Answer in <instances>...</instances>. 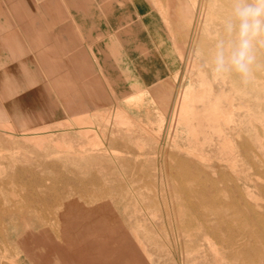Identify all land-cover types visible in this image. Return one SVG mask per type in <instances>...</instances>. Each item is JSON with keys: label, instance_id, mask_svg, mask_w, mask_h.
Instances as JSON below:
<instances>
[{"label": "rangeland", "instance_id": "obj_1", "mask_svg": "<svg viewBox=\"0 0 264 264\" xmlns=\"http://www.w3.org/2000/svg\"><path fill=\"white\" fill-rule=\"evenodd\" d=\"M45 1L8 2L24 16L19 28L46 26L69 56L64 72L13 91L19 104L5 108L37 114L0 119V264H264V45L254 41L245 83L228 62L236 0ZM134 16L174 60L146 87L116 43L136 37ZM22 35L25 48L13 34L9 51L56 53Z\"/></svg>", "mask_w": 264, "mask_h": 264}, {"label": "bare ground", "instance_id": "obj_2", "mask_svg": "<svg viewBox=\"0 0 264 264\" xmlns=\"http://www.w3.org/2000/svg\"><path fill=\"white\" fill-rule=\"evenodd\" d=\"M132 1V0H131ZM8 2H14V0H0V9L2 11H0L3 15V17L0 19V119H3L5 120L6 122H9L11 123L10 121H15L17 120L18 117H20L22 114H29V115H32V114H37V113H33V112H30V111H22V110H19V109H15V110H5L6 106H10L11 104L12 105H15L17 106L19 103H17L16 101H11L10 97L12 96L11 94L14 93L13 91L15 90H18L20 89V87H26L27 86H31V88L33 89H37L38 88V84H37V81L39 80L40 81V77H34L32 78V74H33V68L29 69V67L27 66V64H31L33 66H35V69L34 71L36 73H39V68L41 69V71L44 70V65H45V62L43 61L44 58H45V55H38V56H34L32 57L31 54H29L28 52L24 51L25 49V44H26V41L28 40L26 37H22L23 35V28L20 27V19H22L24 16L22 15L20 9L17 7L15 8L14 6H10L8 5ZM195 2V1H194ZM6 4V5H5ZM232 6V5H231ZM47 5L45 6V8L47 9ZM170 9V8H169ZM187 9V8H186ZM184 17V16H183ZM201 17V16H200ZM169 25V24H168ZM70 26L68 25H65L63 27L64 30L68 29ZM16 28H19V30H17ZM40 33H39V38L37 40V43L40 42L44 45L47 46V48H50L51 50H54L56 51V47L55 45L56 44H59L61 41H60V38L56 37V38H50L46 35L47 33V27L46 26H40ZM188 33V32H187ZM13 34H16L18 36H21L19 38V43L23 42V46L24 48H22L23 52L18 55H16L13 51H9V49H13L15 48V43L17 40H15L13 38ZM196 37V36H195ZM192 38H194L192 36ZM195 40V39H193ZM160 45V44H159ZM10 46V47H9ZM93 48V47H91ZM21 49V47H20ZM188 50V49H187ZM2 51V52H1ZM189 51V50H188ZM5 52V53H4ZM185 53V52H184ZM189 53V52H188ZM145 54V53H144ZM3 55V56H2ZM122 55V54H121ZM189 55V54H188ZM69 56V55H68ZM65 56H63V58L59 57L58 59V62H55L53 63L54 65L56 66H60L61 63H62V60L64 59ZM100 59V58H99ZM263 57H260L259 60H262ZM29 60V61H28ZM186 60V59H185ZM186 62V61H185ZM190 62V61H189ZM34 64V65H33ZM95 69V67L93 68ZM88 73V72H87ZM63 74V73H61ZM60 74V75H61ZM20 75V77H19ZM239 76V75H238ZM21 85V86H20ZM60 86V85H59ZM94 89V88H93ZM235 92H238L236 89H235ZM240 92V91H239ZM238 92V93H239ZM182 95V94H181ZM187 95V94H186ZM238 95V94H236ZM123 96V95H122ZM192 98V96H191ZM192 100V99H191ZM232 100V99H231ZM112 101V100H111ZM233 103V102H231ZM232 106V105H231ZM218 107V106H217ZM233 107V106H232ZM124 109V108H123ZM122 109V110H123ZM235 109V108H234ZM167 110V109H166ZM250 110V109H249ZM224 111V110H223ZM120 112V116H124L125 114L122 113L121 111H118V113ZM126 113V111H124ZM217 112V111H216ZM92 113V112H91ZM117 113V112H116ZM249 113V112H248ZM88 114V113H87ZM93 114V113H92ZM102 114V113H101ZM124 114V115H123ZM127 114V113H126ZM229 114V113H228ZM89 115V114H88ZM103 115V114H102ZM119 115V114H118ZM117 115V116H118ZM227 115V114H226ZM230 115V114H229ZM227 115V116H229ZM93 116V115H92ZM126 116V115H125ZM91 117V116H90ZM216 117V116H215ZM122 118V117H121ZM120 118V120H121ZM93 119V117L91 118ZM207 119V118H206ZM89 120V119H87ZM227 120V119H225ZM255 120V119H254ZM51 121V120H50ZM68 121V120H67ZM71 121V120H70ZM90 122L92 120H89ZM129 121V120H128ZM59 122V121H57ZM66 122V121H65ZM72 122V121H71ZM82 122V121H81ZM94 122V121H93ZM227 122V121H226ZM84 123V122H83ZM82 123V125H83ZM89 123V122H88ZM36 124V123H35ZM61 124V123H60ZM76 124V122H75ZM79 124V123H78ZM93 124V123H91ZM108 124V123H107ZM254 124V123H253ZM39 125V124H38ZM44 125V124H43ZM43 125L42 127H39V128H43ZM71 125V123H70ZM95 125V124H94ZM17 126V125H16ZM40 126V125H39ZM44 125V128H47L48 126ZM60 126V125H59ZM72 126V125H71ZM78 126V125H77ZM77 126H76V129H77ZM80 126V125H79ZM74 127V126H73ZM81 127V126H80ZM80 127H78L80 129ZM95 127H97L95 125ZM168 127V126H167ZM2 128V126H1ZM37 128V127H36ZM49 128V127H48ZM75 128V127H74ZM90 128V127H89ZM5 130L7 131H13V130H17V128H11V127H6L4 128ZM3 129V130H4ZM31 129V128H30ZM197 129V128H196ZM34 130V128H33ZM43 130V129H42ZM77 131V130H76ZM78 131H81V130H78ZM5 131H3L4 133ZM28 132V131H27ZM33 132V131H32ZM47 134L50 132V129H49V132L48 130L46 131ZM55 132V131H54ZM84 135V131L82 130L81 131ZM7 134V133H5ZM26 134V133H24ZM21 135V136H24ZM53 133L51 134H48L49 137L52 135ZM19 137V136H18ZM28 137V136H27ZM26 137V138H27ZM46 137V136H45ZM85 137V135H84ZM98 137V136H97ZM229 137V136H228ZM227 137V138H228ZM13 138V136H12ZM25 138V136H24ZM41 138V137H40ZM30 138L27 139H24L27 141H29ZM13 140V139H12ZM35 140V139H34ZM49 140V139H48ZM103 140V139H102ZM104 141V140H103ZM227 141V140H226ZM33 142V141H32ZM42 142V141H40ZM37 143L38 145L40 144ZM65 143V142H64ZM36 144V146H38ZM50 144V143H49ZM70 145V144H69ZM105 145V144H104ZM236 145V144H235ZM40 146V145H39ZM44 146V145H43ZM63 147V146H62ZM43 148V147H42ZM45 148V147H44ZM43 148V149H44ZM58 148V147H57ZM1 149V148H0ZM46 149V148H45ZM62 149V148H61ZM65 149V148H63ZM73 149V148H72ZM68 150V149H67ZM109 150V149H108ZM107 150V151H108ZM239 150V149H238ZM73 151V150H72ZM114 152V151H113ZM74 153V152H73ZM80 154V153H79ZM57 155V153L55 154V156ZM59 155V154H58ZM77 155V154H76ZM234 155V154H233ZM53 156V154H52ZM4 166V165H3ZM225 172V171H224ZM187 177V176H186ZM188 179V178H187ZM13 184V183H12ZM45 188H49L48 185L45 186ZM264 189V188H263ZM262 189V190H263ZM192 190V188H191ZM195 191V190H194ZM193 191V192H194ZM201 191V190H200ZM11 193H14V192H11ZM15 195V193H14ZM13 195V196H14ZM1 198V197H0ZM1 204V203H0ZM164 202H157L156 205H159L161 206L165 211H166V219H169V213H168V210L166 209V207H164ZM213 204V203H212ZM247 205V204H246ZM241 209V208H240ZM243 210V209H242ZM197 214V212H196ZM195 214V215H196ZM169 217V218H168ZM172 217V216H171ZM193 218V217H192ZM198 218V217H197ZM171 219V218H170ZM223 219V218H222ZM244 219V218H243ZM246 219V218H245ZM174 220V219H172ZM176 220V219H175ZM193 220V219H192ZM200 220H203L200 218ZM224 220V219H223ZM175 222V221H173ZM171 223V222H170ZM176 223V222H175ZM169 225V224H168ZM172 227V226H171ZM166 229V227H165ZM217 231V230H216ZM256 233V232H255ZM260 234V233H259ZM137 235V233H136ZM190 235V234H189ZM263 235V234H262ZM241 242V241H240ZM132 256V255H131ZM145 256V255H144ZM134 258V257H133ZM132 258V259H133ZM143 258H147V257H143ZM139 260V258H137ZM145 259L143 261H145ZM142 260V259H141ZM140 260V261H141ZM137 261V260H135ZM147 261V259H146ZM40 262V261H39ZM139 261H137L138 263ZM135 263V262H133ZM141 263V262H140ZM65 264V263H64ZM70 264H75V263H70ZM147 264V262H146ZM149 264V263H148Z\"/></svg>", "mask_w": 264, "mask_h": 264}, {"label": "crops", "instance_id": "obj_3", "mask_svg": "<svg viewBox=\"0 0 264 264\" xmlns=\"http://www.w3.org/2000/svg\"><path fill=\"white\" fill-rule=\"evenodd\" d=\"M68 0H61V3L63 2H67ZM45 2H53L52 0H46ZM62 13L60 18H69L70 15V11H63L61 10ZM2 17H0L1 19ZM134 21L132 22V27L130 28V30L133 32V34L135 33V36L133 39L130 37L131 34H127V38L128 40L125 41V37L120 35L119 39L116 41V43H118V45L120 46V51H124L123 52V58L121 60L126 61V67L128 69H132L133 70V74L135 75V83L138 85L140 84L141 87L143 86H149L151 84H153L154 82L160 80V78H162V76L164 75L165 72H169L170 71V67H172V65H174V60L171 57H166V51L168 50L166 48L165 45V41L163 39V41H161L162 38H159L161 43L158 46L157 42L155 40L154 37V33L151 29V32L149 31V27H147V23L148 21L143 17V16H134ZM131 21V20H130ZM65 25L69 24L66 22L65 24L62 23L61 27H59V31L54 32V34H56L57 36L59 35H63L66 34L70 29L71 26L64 30L63 27ZM100 30H103V27H99ZM17 30H19V28H16ZM100 30H96L93 32V35H97L100 34ZM40 28H34L33 30L29 31V32H23V34H27V35H36L39 34ZM122 32V30H121ZM48 33V32H47ZM46 33V35H47ZM51 33V32H50ZM150 33L152 34L150 36ZM1 34V33H0ZM53 34V33H51ZM121 34L124 35V33L122 32ZM149 36V37H148ZM56 38V37H55ZM60 43L56 44V53L55 54H46L45 58H44V70L42 71L41 74L40 73H36V75H38L40 77V81L42 79L41 76H45L44 78H48L49 76H52L54 73H57L58 70H62L61 72H64L65 70H63V65L61 63V65L58 67L56 65H54L53 63L58 62L59 57L64 59H68V44H66V42L60 38ZM128 41V43H127ZM138 43L140 42L142 44H146V46H148V54H146V56H143L141 53L140 49H137L136 45H133V43ZM19 43V42H18ZM17 43V44H18ZM170 45V44H168ZM158 46V47H157ZM171 46V45H170ZM169 47V46H168ZM3 56V55H2ZM169 58V59H168ZM63 61V60H62ZM123 62V61H122ZM66 64V63H65ZM27 66L29 67V69L33 68L31 67V64H27ZM62 66V68H61ZM124 67V70H127V68ZM66 71H67V67L65 66ZM136 69V72H135ZM167 70V71H166ZM20 77V75H19ZM130 82L128 81V84ZM123 84V83H122ZM122 84H119L120 86ZM124 84H126V82H124ZM119 86V87H120ZM127 86V85H125ZM67 86H64L61 90L65 91L67 88ZM124 87V86H123ZM47 88V87H46ZM48 89V88H47ZM53 90V88H52ZM20 92V91H19ZM35 178H42L41 176L37 175L34 176ZM52 193V192H51Z\"/></svg>", "mask_w": 264, "mask_h": 264}, {"label": "clouds", "instance_id": "obj_4", "mask_svg": "<svg viewBox=\"0 0 264 264\" xmlns=\"http://www.w3.org/2000/svg\"><path fill=\"white\" fill-rule=\"evenodd\" d=\"M238 20L239 44L231 51L228 62L239 72L245 83L251 80L250 66L256 59L254 41L264 45V0H236L234 8ZM225 71V55L221 52L217 58L216 72Z\"/></svg>", "mask_w": 264, "mask_h": 264}]
</instances>
